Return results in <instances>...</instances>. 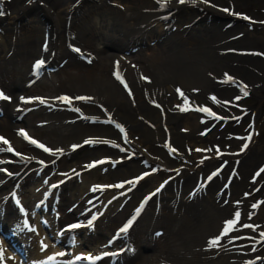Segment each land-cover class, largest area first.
<instances>
[{
	"label": "bare ground",
	"instance_id": "bare-ground-1",
	"mask_svg": "<svg viewBox=\"0 0 264 264\" xmlns=\"http://www.w3.org/2000/svg\"><path fill=\"white\" fill-rule=\"evenodd\" d=\"M246 1L0 0V91L9 98L0 102V137L8 141L0 154L17 155L0 158V207L13 194L22 205L0 208V221L9 214L20 225L31 260L54 264L29 210L37 200L42 214L56 211L49 225L65 242L69 225L92 221L74 239L87 238L83 254L93 264L111 262L89 252L130 222L131 233L113 244L115 254L128 255L123 264H264V255L253 263L264 245V159L254 160L264 144L254 146L255 118L248 132H221L243 111L257 113L243 101L264 93V22L249 16ZM22 131L51 151L25 141ZM122 183L115 194L133 192L99 217L106 184L118 190ZM229 221L236 223L224 234ZM10 231L16 243L19 231Z\"/></svg>",
	"mask_w": 264,
	"mask_h": 264
},
{
	"label": "rangeland",
	"instance_id": "rangeland-1",
	"mask_svg": "<svg viewBox=\"0 0 264 264\" xmlns=\"http://www.w3.org/2000/svg\"><path fill=\"white\" fill-rule=\"evenodd\" d=\"M245 7H246V9L249 8V12H248L249 16L251 18H253L256 22H258V21L259 22H261V21L264 22V0H248V1L245 2L244 8ZM194 14H198V11H194ZM152 44H153L152 42L149 43L150 46H152ZM259 49L264 51V49H262V47L259 48ZM106 52L107 53H112L113 52V54L117 53L114 50H108V49H107ZM130 52H131V50H130ZM249 54L255 55L254 56L255 58H257L256 55H261L259 52H254V53H249ZM123 56L129 57V53H124ZM251 58H253V57H251ZM243 104H244V109H247V110H250V111H251V109H257V113L248 114V115L245 116L246 112L243 111L241 113V120L240 121H238L236 123L228 122V121L223 122L222 125H221V132H224L225 134H231V133L237 134V133L248 132L249 129H250V126L253 124L252 118H255L256 121L254 122V126H253L252 132L254 133V136H255L254 146L255 147H259L262 144H264V93L261 94L260 101H258V100H256V99L251 97V98L245 99L243 101ZM20 120L16 121V124H19ZM121 152L123 154H125V155L128 154L127 152H123V151H121ZM140 157H141V159H143V161L141 160L139 162H141L143 165L149 164L145 157H142V156H140ZM135 158L136 157L134 155L129 156V160H134ZM256 159L257 160L258 159H260V160L264 159V154H262L261 156L254 157V160H256ZM139 160H140V158H139ZM66 162L67 163L69 162V158H66ZM111 166H113V165L111 164ZM108 167H110V166H108ZM98 172H99V174H101V171H97V173ZM2 174L7 176L9 174V172H8V170H4V171H2ZM164 180H165V175H162V177H160V183L163 182ZM168 181L169 180H166V183H168ZM79 182H80V180L78 181V184H79ZM106 187H107V190L110 191L111 188L113 187V185L106 184ZM112 194H113V192H111V191H110V193L106 194L103 197L102 202H101L100 205H102L103 202H105L107 199H109L112 196ZM38 219H39V217L36 218V221ZM66 223H68V222H66ZM37 224H38V221H37ZM41 234H42L41 235L42 236V239H41L42 240V244L44 246H46L48 254L50 255V254L54 253V255H57V252L60 251V250H55V248H58V247H55L53 245V247L50 248L49 245H51L52 243L45 236L44 231H42V229H41ZM2 241H3L2 238H0V253H2V257L4 258L6 256H10L12 261L8 262V263L9 264H18V256L14 255L10 250H8L9 248ZM79 249L80 250H78L76 252H70V251L64 250L63 252H61L62 259H64V257H66V256L68 257L67 259H71L73 257V255H75L79 251L83 250L84 248L80 247ZM260 250H262V251L253 254V256H255V258H259V259L262 258V256L264 255V245L261 246ZM96 252H98V250ZM105 252H109V251H105ZM147 252H148L147 254L150 253V251H148V250H147ZM68 253H69V255H68ZM67 259H65L63 261V264H65L64 262ZM0 262H2V261H0ZM28 263H30V262H28Z\"/></svg>",
	"mask_w": 264,
	"mask_h": 264
},
{
	"label": "snow or ice",
	"instance_id": "snow-or-ice-1",
	"mask_svg": "<svg viewBox=\"0 0 264 264\" xmlns=\"http://www.w3.org/2000/svg\"><path fill=\"white\" fill-rule=\"evenodd\" d=\"M165 2H167V0H165ZM178 2H179L180 4H184V3L188 2V0H178ZM192 2L194 3L195 0H192ZM204 2H207V0H204ZM224 11H228V10L225 9ZM0 15H3V12H2V11H0ZM244 19L247 20V19H249V18H248V17H244ZM74 51L79 52L80 50H79V49H74ZM90 62H91V61L89 60V63H90ZM117 66H118V64H117ZM35 67H36V68H39V67H40V63H37ZM115 75H116V78H117L118 80H120V82H121L122 84L125 85V88H127L126 83L123 81V79L121 78V76L119 75V73L117 72ZM142 79H147V78L142 77ZM242 90H243V89H242ZM177 91L179 92L180 90L178 89ZM180 95H183V93L181 92ZM244 95L247 96L248 93L245 91V92H244ZM0 99L7 100V99H9V98H8L7 96H5L2 92H0ZM60 99H61L63 102H65V103H69V104L72 102V101H71V98H69V97H61ZM77 99L87 101V100H90L91 98H90V97H78ZM43 102H44V101L42 100L41 103H43ZM76 111H79V109H76ZM201 111H206V112H207L208 110H207V109H201ZM209 114L212 115V113H209ZM117 127H120V126L117 125ZM121 131H123V128H121ZM20 135H22V136H23L26 140H28L30 143L35 144L37 147L43 148V150H44L45 152H50V151H51L50 149L44 147L42 144H39L37 141L31 139V138L28 136V134H27L26 132H23V131H22V132L20 133ZM249 139H250V137H249ZM0 141H2V142L5 143V144L8 143V141H7V140H4V138H2V137H0ZM85 143H94V141H86ZM244 147H247V145H245ZM8 150H9V151H12L11 148H9ZM171 151H175V149H171ZM198 151H199V150H198ZM121 186H122V185H121ZM54 187H55V186H54ZM239 216H240V214H239V212H237V213H236L237 220L239 219ZM88 223H89V225H91L92 221L90 220ZM130 223H131V222H130ZM130 223H129V226H130ZM235 223H236V221H229L228 224H227V226H226L225 229H224V234H227V233L233 228V226H234ZM75 227H78V226H75ZM127 230H128V226H126V227H124V228L121 229L122 232H127ZM262 235H264V234H262ZM210 243H211V246H215L217 243H219V241H218V240H212ZM2 258H3V257H2V253H0V260H2ZM77 259H81V257H77ZM86 259H91V258L89 257V258H86Z\"/></svg>",
	"mask_w": 264,
	"mask_h": 264
}]
</instances>
